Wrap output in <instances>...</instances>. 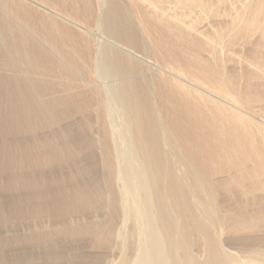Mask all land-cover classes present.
<instances>
[{
  "label": "bare ground",
  "instance_id": "6f19581e",
  "mask_svg": "<svg viewBox=\"0 0 264 264\" xmlns=\"http://www.w3.org/2000/svg\"><path fill=\"white\" fill-rule=\"evenodd\" d=\"M36 1L0 0V264H264V0Z\"/></svg>",
  "mask_w": 264,
  "mask_h": 264
},
{
  "label": "rangeland",
  "instance_id": "374dc122",
  "mask_svg": "<svg viewBox=\"0 0 264 264\" xmlns=\"http://www.w3.org/2000/svg\"><path fill=\"white\" fill-rule=\"evenodd\" d=\"M32 1L39 3L36 0H32ZM99 171H100V169H98L96 171V173L99 174L101 172V171L100 172ZM6 199H7V194L0 192V202L3 203L6 201ZM29 227H32L31 223H18V224L10 223L8 226H6L4 228L0 227V239H3L5 237H10L12 235L24 236L25 234L28 233ZM38 251L40 252V249L35 247V246H30V247H26V248L25 247H21V248L20 247H18V248L5 247L2 249V254H3L4 258H7L9 260L20 259V257H21V259L25 260V259H27V256L30 257V256H32V254L38 253ZM24 256H26V257L24 258ZM23 264H25V263H23ZM26 264H29V263H26Z\"/></svg>",
  "mask_w": 264,
  "mask_h": 264
}]
</instances>
